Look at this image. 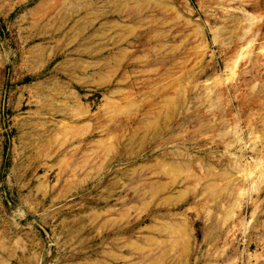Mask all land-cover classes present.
I'll use <instances>...</instances> for the list:
<instances>
[{
    "label": "rangeland",
    "instance_id": "obj_1",
    "mask_svg": "<svg viewBox=\"0 0 264 264\" xmlns=\"http://www.w3.org/2000/svg\"><path fill=\"white\" fill-rule=\"evenodd\" d=\"M0 264H264V0H0Z\"/></svg>",
    "mask_w": 264,
    "mask_h": 264
}]
</instances>
